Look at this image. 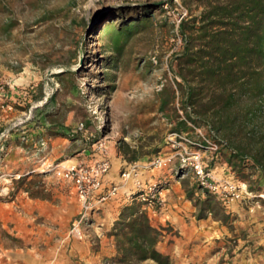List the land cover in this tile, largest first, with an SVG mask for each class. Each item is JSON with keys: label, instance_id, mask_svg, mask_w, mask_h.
<instances>
[{"label": "rangeland", "instance_id": "obj_1", "mask_svg": "<svg viewBox=\"0 0 264 264\" xmlns=\"http://www.w3.org/2000/svg\"><path fill=\"white\" fill-rule=\"evenodd\" d=\"M147 5L156 7L152 25L130 37L119 53L110 51L106 25L142 14ZM200 9L195 0H0V264H30L34 255L72 257L71 241L97 238L89 228L95 220L91 211L113 198L94 204L82 224L83 239L72 237L69 230L81 204L73 184L59 178L56 169L102 158L99 143L110 165L116 156L126 162L138 157L130 163L169 156L170 132H188L199 140L189 123L202 125V133L210 135L201 122L190 120L195 115L178 74L183 44L178 19ZM209 155L204 154L206 162ZM178 165L174 159L158 170L169 175L177 195H184L191 213L187 222L202 226L199 246L184 247L178 259L172 245L178 233L160 225L154 226L161 232L157 249L175 264H264V178L248 176L249 196L222 200L218 216H228L221 221L202 210L197 199L205 197L204 190L196 188L187 166ZM211 170L218 179L236 176L221 161ZM153 171L146 180H153ZM108 175L103 191L120 185L107 182ZM127 202L121 212L142 207L135 199ZM113 242L115 254L101 264H117L114 235ZM100 248L98 242L90 246Z\"/></svg>", "mask_w": 264, "mask_h": 264}, {"label": "trees", "instance_id": "obj_2", "mask_svg": "<svg viewBox=\"0 0 264 264\" xmlns=\"http://www.w3.org/2000/svg\"><path fill=\"white\" fill-rule=\"evenodd\" d=\"M195 2L201 9L178 24L183 41L177 55L178 74L195 115L190 120L201 122L208 133L213 132L225 143L217 152L209 153V162L204 159L207 169L221 161L228 172L236 175L233 178L237 182L247 184L248 176L264 178V0ZM154 8L147 5L141 9L142 14L123 15L117 24L106 25L103 36L109 50L119 53L130 37L149 28ZM137 158L125 161L122 170ZM155 181L158 187H167L160 178ZM195 186L206 194L197 199L202 210L224 221L228 215L218 216L222 200L197 181ZM248 188L253 190L251 185ZM191 195L187 193L188 198ZM113 235L119 254L117 264L148 260L175 264L156 247L160 229L152 226L147 214L135 206L123 209Z\"/></svg>", "mask_w": 264, "mask_h": 264}, {"label": "built area", "instance_id": "obj_3", "mask_svg": "<svg viewBox=\"0 0 264 264\" xmlns=\"http://www.w3.org/2000/svg\"><path fill=\"white\" fill-rule=\"evenodd\" d=\"M182 17L178 19V24ZM191 126V130L200 137L197 141L188 132L172 131L168 135V140L173 148V153L169 156H154L149 161L133 162L120 172V178L125 183L133 181L135 191L128 194L129 199H135L142 205V209L155 210L165 205L166 188L158 187L155 180L141 179L139 174L146 171H153L167 168L172 160L176 159L181 166H187L192 172L200 186L217 195L223 201L230 199L239 200L244 196H249L245 183L233 180L231 176L226 179H218L213 171L207 169L204 162V154L217 152L225 143L213 132L210 135L202 133L199 127ZM80 123L77 129L82 130ZM97 149L103 157L95 160L91 164L75 162L70 165L55 170V174L64 180L71 182L78 195L81 204L80 216L72 222L69 235L77 239H83L85 233L82 224L86 223L88 213L93 209L96 202H103L117 195L120 185H112L103 191L104 177L108 175L111 165L106 157V147L104 143H99ZM102 190V191H101ZM102 193H101V192ZM100 192V193H99ZM96 195H100L97 200Z\"/></svg>", "mask_w": 264, "mask_h": 264}, {"label": "crops", "instance_id": "obj_4", "mask_svg": "<svg viewBox=\"0 0 264 264\" xmlns=\"http://www.w3.org/2000/svg\"><path fill=\"white\" fill-rule=\"evenodd\" d=\"M123 164H125V161L121 160L120 157L118 158V156L111 160V170L108 175L107 182L112 181L116 184H121L122 186L117 195L113 197V201L109 203H101L96 207V209L91 211V214L95 217V220H91L89 228L96 232L97 238L95 237L96 239L94 238L93 240L84 239L82 241H71L70 248L72 257L67 255L62 256V254L54 257L34 255L30 260V264H69L70 262H77L79 264H101V261L105 256H112L115 254L116 251L114 249L113 235L111 234L107 236V232L112 229L114 222L118 220L122 206H126L128 204V194L135 191L133 181L129 180L124 183L120 178L119 171H122ZM151 172L152 171L142 172L139 174V177L141 179H146V177L149 176ZM161 172L162 171L160 170L153 171L152 179L156 180L157 178H160L161 181H164L167 183V185H169L170 188L164 190L166 199L165 205L162 208H159L155 211L153 210L151 212L150 210L142 209V207L140 210L144 211L148 215L152 226L167 225L172 228L173 232L176 231L178 233V236H174V242L172 245L174 246V256L178 255V259H180L181 255L179 254L184 249V247L190 244H193L195 247L199 246L196 239L197 235L202 233L200 229L202 226H200L199 223L190 220L187 222L186 217L191 215V213H189L190 208L187 203L182 202L184 195H177L175 190H173L175 184L172 183L169 175H164V173ZM95 242H98L101 246L98 251L90 249V246L95 244ZM203 243L201 244L203 245ZM105 245L108 247H104ZM192 259L194 258L191 257L190 260Z\"/></svg>", "mask_w": 264, "mask_h": 264}, {"label": "water", "instance_id": "obj_5", "mask_svg": "<svg viewBox=\"0 0 264 264\" xmlns=\"http://www.w3.org/2000/svg\"><path fill=\"white\" fill-rule=\"evenodd\" d=\"M161 2H158V3H155L154 5H158V4H160Z\"/></svg>", "mask_w": 264, "mask_h": 264}]
</instances>
